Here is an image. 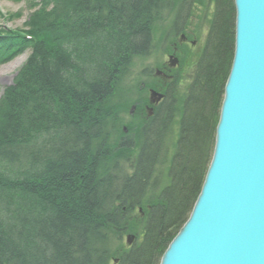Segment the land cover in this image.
Segmentation results:
<instances>
[{"label":"trees","instance_id":"1","mask_svg":"<svg viewBox=\"0 0 264 264\" xmlns=\"http://www.w3.org/2000/svg\"><path fill=\"white\" fill-rule=\"evenodd\" d=\"M195 1L214 12L187 92L174 72L129 133L135 101L116 95L180 0H40L26 29H0V63L31 49L0 98V264H160L205 181L235 53V0H184L174 34Z\"/></svg>","mask_w":264,"mask_h":264},{"label":"water","instance_id":"2","mask_svg":"<svg viewBox=\"0 0 264 264\" xmlns=\"http://www.w3.org/2000/svg\"><path fill=\"white\" fill-rule=\"evenodd\" d=\"M235 7V53L213 158L160 264H264V0H235ZM164 96L150 90L151 103ZM134 240L127 236L129 245Z\"/></svg>","mask_w":264,"mask_h":264},{"label":"rangeland","instance_id":"3","mask_svg":"<svg viewBox=\"0 0 264 264\" xmlns=\"http://www.w3.org/2000/svg\"><path fill=\"white\" fill-rule=\"evenodd\" d=\"M39 1L40 0H0V11L7 15L6 18L0 17V29H26V23L31 15L39 9L36 5ZM183 1L184 0H180L175 7L163 12L165 20H162L157 24L159 31L155 38L153 49L147 56H138L134 58L130 67L131 72L129 76L131 77L123 81L120 92L116 95V101L124 99L135 101L133 104H127L124 107L125 110L120 111L119 114L120 121L124 122L123 128H127L126 133H129L132 130V126L135 127V125L140 123L143 119H147L148 116L146 115V110H144V105L141 106L138 103L139 99L145 98L147 101L149 100L148 89L150 87L146 88V85L155 84L156 87L164 86L161 77L156 75V70L162 68L165 62L169 60L167 55L173 49V43L175 42L179 48L178 56L180 62L175 67H172V72H170V74H174V72L179 74L180 81L178 82L177 87L180 94H182L181 92L185 94L188 85L191 83V76L195 64L194 60L197 58L198 53L206 42L210 20L212 19L214 12V6H211L210 4L208 9L195 1L196 3L192 4L186 23L183 22L184 18L178 20L181 30L176 35L173 32L172 25L180 11L182 12V15H185L186 13V8H181ZM9 16L11 17L9 18ZM180 33H186L190 41L180 43ZM191 41H196V44L193 45ZM181 47L183 48L182 50ZM185 52H190V56L184 66H182ZM30 54L31 49L28 48L12 60L7 61L6 63H0V98L3 95L5 88L13 84L15 76L27 62ZM133 106H136V109L131 112ZM175 132H177V128L175 129ZM175 140L176 136L174 133L171 143V152L173 151ZM166 184L167 179H165L164 176L162 186ZM124 242L125 245L129 247V244L126 243V237L124 238Z\"/></svg>","mask_w":264,"mask_h":264},{"label":"flooded vegetation","instance_id":"4","mask_svg":"<svg viewBox=\"0 0 264 264\" xmlns=\"http://www.w3.org/2000/svg\"><path fill=\"white\" fill-rule=\"evenodd\" d=\"M179 36L181 37L180 43H181V42L183 43V42H188V41H190V40H189V37L187 36L186 33H183V34L180 33ZM191 43L194 45V44H196V41H191ZM176 44H177L176 42L173 43V49H172L171 52L168 53L167 56H170L171 54H175V55L178 56V49H179V48H178V45H176ZM178 58H179V56H178ZM172 62H173V61H172ZM172 62H171L170 60H168L167 62H165V64L163 65V68H162V70H163L166 74H168V75H171L170 72H172V67H173ZM160 77H161V79H162V84H163L164 86L157 87V89H158V90H163L164 88H168V86L170 85L171 81H173V80H172L170 77H166V76H164V75H161ZM148 107H153V108L155 109V105L150 104L149 101H148V103H146V104L144 105V110H146V115H147V116L149 115ZM131 112H132V111H131ZM151 115H152V114H151Z\"/></svg>","mask_w":264,"mask_h":264},{"label":"bare ground","instance_id":"5","mask_svg":"<svg viewBox=\"0 0 264 264\" xmlns=\"http://www.w3.org/2000/svg\"><path fill=\"white\" fill-rule=\"evenodd\" d=\"M219 123V122H218Z\"/></svg>","mask_w":264,"mask_h":264}]
</instances>
